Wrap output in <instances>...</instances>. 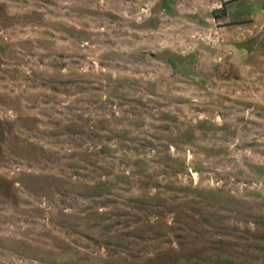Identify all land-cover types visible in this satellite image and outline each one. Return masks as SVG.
Wrapping results in <instances>:
<instances>
[{
  "label": "rangeland",
  "instance_id": "rangeland-1",
  "mask_svg": "<svg viewBox=\"0 0 264 264\" xmlns=\"http://www.w3.org/2000/svg\"><path fill=\"white\" fill-rule=\"evenodd\" d=\"M0 264H264V0H0Z\"/></svg>",
  "mask_w": 264,
  "mask_h": 264
}]
</instances>
